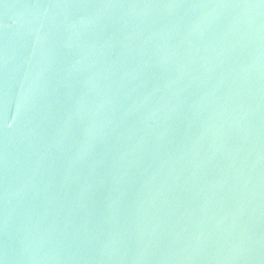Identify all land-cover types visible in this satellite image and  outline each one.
I'll use <instances>...</instances> for the list:
<instances>
[{
	"label": "water",
	"instance_id": "1",
	"mask_svg": "<svg viewBox=\"0 0 264 264\" xmlns=\"http://www.w3.org/2000/svg\"><path fill=\"white\" fill-rule=\"evenodd\" d=\"M0 264H264V0H0Z\"/></svg>",
	"mask_w": 264,
	"mask_h": 264
}]
</instances>
